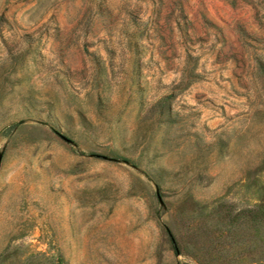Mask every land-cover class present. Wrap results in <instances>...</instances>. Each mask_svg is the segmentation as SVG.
<instances>
[{
	"label": "rangeland",
	"instance_id": "rangeland-1",
	"mask_svg": "<svg viewBox=\"0 0 264 264\" xmlns=\"http://www.w3.org/2000/svg\"><path fill=\"white\" fill-rule=\"evenodd\" d=\"M0 264H264V0H0Z\"/></svg>",
	"mask_w": 264,
	"mask_h": 264
}]
</instances>
